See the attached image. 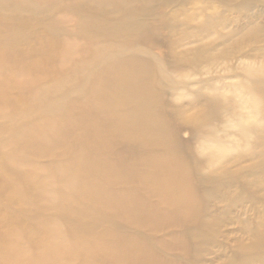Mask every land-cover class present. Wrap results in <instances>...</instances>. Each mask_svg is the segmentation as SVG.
<instances>
[{
    "label": "bare ground",
    "instance_id": "6f19581e",
    "mask_svg": "<svg viewBox=\"0 0 264 264\" xmlns=\"http://www.w3.org/2000/svg\"><path fill=\"white\" fill-rule=\"evenodd\" d=\"M152 3L0 0V227L10 229L0 232V264H174L139 231L179 226L186 216L210 230L202 199L221 184L203 196L191 188L192 173L172 140L161 102V83L174 81L141 52L153 29L145 15ZM54 10L65 14L42 19L41 32L52 43L35 50L49 58L41 66L25 44L38 33L33 23H43L36 17ZM68 15L80 21L72 33ZM221 21L219 14L202 19L200 32ZM70 35L82 36L84 47H73ZM56 58L67 65L60 79L50 65ZM27 64L34 66V78L20 77ZM47 74L53 78L43 79ZM255 74L248 104L258 112L264 107V69ZM211 114L176 116L208 129ZM247 176L262 187L264 159ZM5 200L29 209L13 213ZM13 223L22 231H14ZM171 238L160 244L186 253L183 233Z\"/></svg>",
    "mask_w": 264,
    "mask_h": 264
},
{
    "label": "rangeland",
    "instance_id": "374dc122",
    "mask_svg": "<svg viewBox=\"0 0 264 264\" xmlns=\"http://www.w3.org/2000/svg\"><path fill=\"white\" fill-rule=\"evenodd\" d=\"M247 4H251V9L243 8ZM51 14L60 17L65 11L43 13L34 21H43ZM213 14L221 15L222 21L214 29L200 32L202 19ZM145 15L153 29L148 31L149 40L141 42V52L153 64L160 63L174 81L161 83V102L172 126V140L192 173L191 188L203 196L211 193L216 184L222 187L215 195H204L206 200L202 199L203 221L211 226L210 230L197 226L191 216H186L179 226L139 233L154 242L161 258L174 264H264L260 255V242L264 241V178L262 187L247 179L249 169L264 159V107L256 112L248 104L249 84L255 79V71L264 69V0H153ZM65 18L69 20L70 32L77 31L78 18ZM44 23H33L38 33L25 44L41 66L48 65L49 58L35 50L49 48L52 43L41 32ZM251 28L258 30L255 37L246 36ZM62 36L57 47L54 45L58 56L64 51L61 42L65 35ZM70 37L73 47L76 43L84 47L82 36ZM50 65L60 71L54 75L58 79L67 68L58 58ZM17 72L14 68L13 73ZM35 76L32 64L20 73L24 79ZM51 78L48 74L43 77ZM177 112L185 117L213 114L208 129H201L197 121L178 118ZM52 158L51 154L39 160ZM227 174L234 179L232 183ZM4 203L13 213L29 209L13 201ZM4 208V204L0 205V217L5 215ZM26 225L23 223V227ZM8 227H0V232H9ZM12 227L14 231L21 230L18 224L13 223ZM177 232L184 235L186 253L160 244L163 238L174 240L171 237Z\"/></svg>",
    "mask_w": 264,
    "mask_h": 264
}]
</instances>
